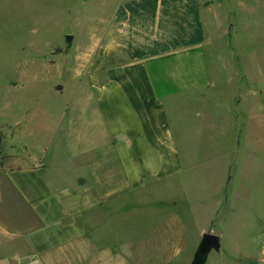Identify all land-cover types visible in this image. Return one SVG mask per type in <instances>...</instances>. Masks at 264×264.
Returning a JSON list of instances; mask_svg holds the SVG:
<instances>
[{
  "label": "crops",
  "instance_id": "0c3cea01",
  "mask_svg": "<svg viewBox=\"0 0 264 264\" xmlns=\"http://www.w3.org/2000/svg\"><path fill=\"white\" fill-rule=\"evenodd\" d=\"M75 1L86 20L100 18L71 57L77 90L63 102L55 85L1 98L0 264H191L208 232L220 247L206 263H238L232 243L256 237L255 264H264V218L244 165L263 155L220 153L183 173L185 114L193 131L208 129L219 100L206 61L223 34L215 5ZM39 31L26 30L37 45ZM69 36L52 52L71 49ZM219 124L210 130L221 144L255 137ZM195 218L202 222L190 233Z\"/></svg>",
  "mask_w": 264,
  "mask_h": 264
},
{
  "label": "rangeland",
  "instance_id": "374dc122",
  "mask_svg": "<svg viewBox=\"0 0 264 264\" xmlns=\"http://www.w3.org/2000/svg\"><path fill=\"white\" fill-rule=\"evenodd\" d=\"M201 4L215 5L216 22L223 33L218 35L216 45H213L211 50L208 49L206 54L212 83L210 94L219 100L209 108V117L214 118V122L210 123L208 129L202 127V131H193L192 116L185 114L187 120L183 129L186 143L179 148L184 161L185 178L189 173L198 170V167L194 169L197 166L195 162L208 160L220 153H257L263 155L264 159V0H204ZM36 11H40V19L33 18L32 14ZM85 12L86 9L75 0H0V104L3 96H27L37 91L52 89L54 85L59 90L63 102L77 90L69 65L72 54L77 42L83 38L85 28L100 27V18L94 14L86 20L83 17ZM33 28L40 30L39 45L35 44L33 33H26V30ZM21 29L25 31L21 37L20 34L10 35L20 32ZM69 35H73L76 40L72 48L52 52L53 47L64 44L63 36L70 37ZM19 41L26 44L22 46ZM53 53L59 56L54 57ZM33 77L40 80L36 82ZM7 82L16 84L12 87L8 86ZM220 122L229 125L240 124L245 131L250 132V137H255L253 140L239 138L240 141L221 144L218 132L210 130L215 124L217 130L222 127ZM244 165L245 170H249L245 175L250 179L251 188L255 191V213L263 219L264 161L248 162ZM253 199L248 203H252ZM252 216L250 209L243 221H252ZM194 222L195 224L190 222V233L195 231L196 227L199 228L202 220L197 221L195 218ZM255 238L247 244L232 243V249L236 251L238 258L234 263H246L242 256L247 254L253 258L249 260V264H255L258 246ZM215 254V251L212 252L210 258ZM209 260L206 264H211Z\"/></svg>",
  "mask_w": 264,
  "mask_h": 264
},
{
  "label": "water",
  "instance_id": "95a60500",
  "mask_svg": "<svg viewBox=\"0 0 264 264\" xmlns=\"http://www.w3.org/2000/svg\"><path fill=\"white\" fill-rule=\"evenodd\" d=\"M68 39H71L68 37ZM219 237L211 234V233H204L201 237L200 243L193 255V260L191 264H205L208 254L214 250H219Z\"/></svg>",
  "mask_w": 264,
  "mask_h": 264
}]
</instances>
